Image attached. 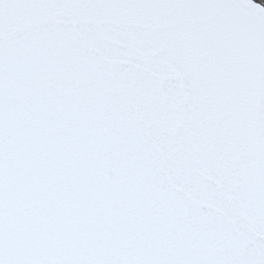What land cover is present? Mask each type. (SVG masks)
Here are the masks:
<instances>
[{
	"label": "snow or ice",
	"instance_id": "1",
	"mask_svg": "<svg viewBox=\"0 0 264 264\" xmlns=\"http://www.w3.org/2000/svg\"><path fill=\"white\" fill-rule=\"evenodd\" d=\"M0 264H264V5L0 0Z\"/></svg>",
	"mask_w": 264,
	"mask_h": 264
},
{
	"label": "trees",
	"instance_id": "2",
	"mask_svg": "<svg viewBox=\"0 0 264 264\" xmlns=\"http://www.w3.org/2000/svg\"><path fill=\"white\" fill-rule=\"evenodd\" d=\"M255 2L264 5V0H255Z\"/></svg>",
	"mask_w": 264,
	"mask_h": 264
}]
</instances>
